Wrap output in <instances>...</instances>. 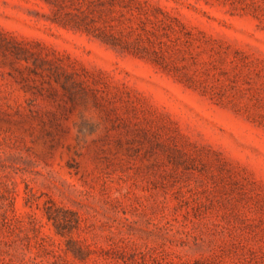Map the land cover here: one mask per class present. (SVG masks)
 Masks as SVG:
<instances>
[{
	"label": "rangeland",
	"instance_id": "374dc122",
	"mask_svg": "<svg viewBox=\"0 0 264 264\" xmlns=\"http://www.w3.org/2000/svg\"><path fill=\"white\" fill-rule=\"evenodd\" d=\"M0 264H264V0H0Z\"/></svg>",
	"mask_w": 264,
	"mask_h": 264
}]
</instances>
